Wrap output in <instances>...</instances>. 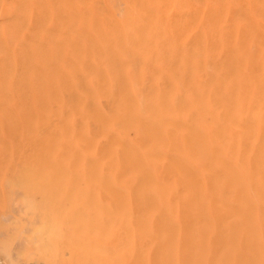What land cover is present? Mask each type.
Returning <instances> with one entry per match:
<instances>
[{
    "label": "bare ground",
    "instance_id": "obj_1",
    "mask_svg": "<svg viewBox=\"0 0 264 264\" xmlns=\"http://www.w3.org/2000/svg\"><path fill=\"white\" fill-rule=\"evenodd\" d=\"M0 194L9 264H264V0H0Z\"/></svg>",
    "mask_w": 264,
    "mask_h": 264
},
{
    "label": "rangeland",
    "instance_id": "obj_2",
    "mask_svg": "<svg viewBox=\"0 0 264 264\" xmlns=\"http://www.w3.org/2000/svg\"><path fill=\"white\" fill-rule=\"evenodd\" d=\"M1 195V194H0ZM2 197H0V201H3L4 200V203H3V205H2V202H0V214H2L1 216L2 217H4L5 219H2L1 217H0V226H4V225H9V223H10V225H12V226H15L16 228L18 227L19 229H14V227H12V228H10L9 230H11V229H14V231H12L11 230V233H9V235H7V234H4V235H7V236H5L6 237V240H7V237H9L11 240L15 237V238H17L16 236L18 235L17 234V232H19V235H21L22 234V236L24 235V233H26V231L24 232L23 231V228H24V226H20V225H17V224H19V223H24V224H27L28 222L30 223V219L31 218H33V219H35V221L36 222H38V219L39 220H41V218H38L39 216L38 215H40V217H43V215H44V217H46L47 219H48V215H46V213L47 212H51L50 211V206L49 205H51V204H42V207H41V210L42 211H35L34 213H33V209H32V211L31 210H27V211H21L20 212V210H21V208H19L20 206L18 205L19 204V202L18 201H16L14 198H15V196H12V195H7V194H5V195H1ZM17 199H19V196H17L16 197ZM3 199V200H2ZM52 200L53 201V199H54V197H51V196H49V198L47 197L46 198V201H48V200ZM14 200V201H13ZM49 200V201H50ZM13 203V204H12ZM12 204V205H11ZM19 206V207H18ZM11 207H13L12 209H11ZM14 207H17V211H15V209L16 208H14ZM56 209L57 210H54L53 211V213H54V215H55V217H56V219H57V221H59L60 223H64L63 221L64 220H67V217H66V215H65V213H64V211H63V209L61 208V207H59L57 204H56ZM19 208V209H18ZM14 209V211H12ZM45 209H47V210H45ZM54 209V208H53ZM16 214H15V213ZM32 212V213H31ZM36 212H38V215L37 214H35ZM42 212V213H41ZM28 213V214H27ZM7 214H9V215H7ZM43 214V215H42ZM76 214H78V213H76ZM10 215H12V217H11V219H10ZM36 215V216H35ZM38 216V217H37ZM7 217H9V219L7 218ZM43 217V218H44ZM50 217V216H49ZM23 218H25V219H23ZM45 218V219H46ZM68 221H70V223H72L74 220H73V218L71 219V218H69L68 217ZM4 220V221H3ZM6 220H9L8 222H5ZM18 220V221H17ZM16 221V222H15ZM28 221V222H27ZM18 222V223H17ZM40 222V221H39ZM28 223V224H29ZM65 223H66V221H65ZM67 223H69V222H67ZM26 229H29L28 227H25ZM1 229V228H0ZM8 230V231H9ZM17 232H16V231ZM25 230V229H24ZM1 232V231H0ZM5 232H7V231H5ZM12 232H16V233H12ZM2 233V232H1ZM4 233V232H3ZM4 235H3V237H4ZM0 236H2V235H0ZM5 237L4 238H2V237H0V239L2 238V239H4L5 240ZM21 237V236H20ZM10 239H8L11 243H12V241L10 240ZM20 239V238H19ZM3 240V241H4ZM9 241H6V242H9ZM17 241L19 242V240L17 239ZM3 243H5V241L3 242ZM3 243H0V245H2ZM15 243H16V241H15ZM6 244V243H5ZM4 245V244H3ZM6 245H8V243L6 244ZM31 247V246H30ZM2 252V251H1ZM3 254V253H2ZM1 253H0V264H9L8 263V261H7V259H6V262L4 261L5 260V256L4 255H2ZM46 258V257H45ZM51 260L50 259H44V263L45 264H51V262H50ZM53 264H54V261L52 262Z\"/></svg>",
    "mask_w": 264,
    "mask_h": 264
}]
</instances>
